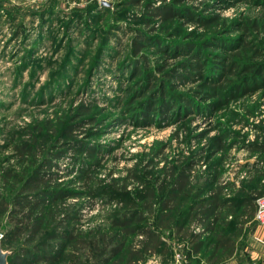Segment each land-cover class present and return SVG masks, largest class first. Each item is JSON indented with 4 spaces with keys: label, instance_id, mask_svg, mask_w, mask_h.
Listing matches in <instances>:
<instances>
[{
    "label": "rangeland",
    "instance_id": "rangeland-1",
    "mask_svg": "<svg viewBox=\"0 0 264 264\" xmlns=\"http://www.w3.org/2000/svg\"><path fill=\"white\" fill-rule=\"evenodd\" d=\"M150 1L156 6L177 2ZM123 2L0 0V205L8 206L0 214V246L9 252L11 264H17V256L22 257L20 264H104L103 259L110 260L111 248L118 246L120 251L111 261L121 259L120 264H125L122 252L140 237L126 236L113 224L128 212L123 200L145 210L144 190L152 183L158 198L165 197L173 181L161 184L166 175L162 170L168 173L190 156L193 165L187 171V187L173 202L174 208L167 210L170 221L158 226L157 217L146 213L144 222L135 224L146 223L157 230L165 248L138 264L204 263L201 256L208 255L214 233L203 234L204 246L194 259L175 229L185 224L183 213L199 191V183L206 182L205 195L215 181L230 182V196L241 190L251 196L264 192L258 173L264 169V153L256 148L264 144L263 77L257 84L248 83L250 91L238 83L220 101L206 100L197 77L182 84L165 73L178 67L179 57L168 58L156 51L163 45L172 53V46L193 44L206 61L204 70L212 68L211 82H217L223 76L224 61L216 54L227 62L230 53L236 52V60L244 62L251 56L243 47L246 42L264 52V0H181L177 8L186 9L171 25L143 14V0ZM200 19L209 22L200 26ZM138 31L149 40L144 43L152 46L144 45L133 56L131 43ZM214 32L218 34L212 36ZM202 40L211 46L203 47ZM256 61L264 62L258 57ZM177 94L192 102L189 110L182 107L184 101L173 98ZM151 103L156 108L154 121L142 124L140 117ZM168 105L165 118L162 112ZM80 106L89 108L87 115H80ZM224 127L231 132L230 148L215 152L208 141ZM23 144L34 148L35 158L19 153L17 147ZM78 145L95 151L90 156L71 148ZM44 159L56 166L51 173L57 176L38 190L49 185L47 190L58 187L68 195L47 205L41 229L34 236L30 231L13 236L17 220L9 216L15 207L12 198ZM82 170L90 174L89 179L80 177ZM220 216L217 232L245 242L238 256L225 264H252L244 261L242 252L250 258L254 254L257 261L264 256L263 225L245 220L237 209L233 213L222 209ZM189 227L203 232L199 226ZM69 232L87 246L74 249V242L62 237ZM39 255L55 259L34 262Z\"/></svg>",
    "mask_w": 264,
    "mask_h": 264
},
{
    "label": "trees",
    "instance_id": "trees-1",
    "mask_svg": "<svg viewBox=\"0 0 264 264\" xmlns=\"http://www.w3.org/2000/svg\"><path fill=\"white\" fill-rule=\"evenodd\" d=\"M124 4H129L130 2L138 4L140 0H124ZM174 1V0H173ZM181 0H177V2H174V5H160L156 6L152 3L150 0H143V14H147L148 16L152 18H160L161 21H164L165 25H171L173 24L174 20L179 18L180 11L182 9H186V7H182V9L177 8V6L180 5ZM218 17V16H216ZM143 23H149L148 20H144ZM204 22L209 21H203L202 19L197 20V23L200 26H206ZM215 34H218V32H214L212 36ZM144 41H149L147 38L141 36V33L138 31L136 34V37L132 39L131 43V51L133 56H138L141 52V50L145 47L144 45L152 46V44L144 43ZM158 43V40H156ZM155 40L151 41L152 43H156ZM204 43L203 47H209L211 44H205L208 43L204 40H202ZM222 43H224L222 41ZM244 49H247L251 56L244 60V62H240L236 60V52L230 53L229 57L227 58V62H225L226 58L220 57L219 55H215L216 58H220V61H224L223 68L221 71V74L223 76L220 77V80L217 82H211L212 77L210 78V75L208 73L211 72V67L207 66L208 71L204 70V64H206V61L203 60V56H201V50L196 49L193 47V44H180L179 46H172V53H169L168 48L157 46V52L162 53L164 56H169L168 58H176L179 57L178 62V69H170L166 70L167 76L172 80L176 82H180L182 84L187 83L190 79H194L197 77L202 83L200 87L204 89V92L202 95H204V99H216L220 101V98L222 96H225L227 93V90L231 88L232 86L242 83L244 88L247 89L246 91H250L247 88L248 83L250 81H257L254 82L257 84L258 78L263 77L262 82L264 81V62H258L256 61V58H262L264 60V52L261 54L260 49H258L254 44H249L248 42L243 43ZM221 44L220 46H222ZM236 51V50H235ZM237 61V63H236ZM147 61L143 62L144 66ZM211 64L212 62H208L207 64ZM137 69V68H136ZM164 67L161 68L163 70ZM227 76L231 77L228 78ZM150 83V82H149ZM150 85H153L151 83ZM174 86L173 88H175ZM257 87V86H254ZM174 99H178V101H184V105L182 106L184 109L189 110V106L192 102H189V100H185L184 96L182 94L173 95ZM222 99V98H221ZM214 102H216L214 100ZM215 107L218 106V103H213ZM148 106V104H147ZM146 106V107H147ZM194 107V106H193ZM170 108V105L163 109V116L166 118L167 112ZM80 115H87L89 108L80 106ZM152 110H156L154 108V104L151 103L143 112V115H141L140 118H142V121H144L142 124L152 123L154 121V113H152ZM137 122L139 121V117L136 119ZM264 131V130H262ZM231 132L229 131V127H224L223 129L219 130V134L213 136L208 141V147L213 149V151H223L227 148H230V142L227 140L228 137H232ZM73 150L76 148H79L80 151H84L88 155L92 156L95 150L93 148H89L86 145H78L77 147H71ZM259 150H262L264 153V144L257 145ZM262 148V149H261ZM19 150V153L22 155L24 153L31 154L34 156V148L29 145H19L17 147ZM203 152V151H202ZM56 158L58 156H55ZM35 158V156L33 157ZM192 156L187 157L186 162L182 161L180 162L177 167L171 166L168 173H166L164 170H162L165 174L163 177V181H161V184L163 182H167L169 186L166 188V195L165 197L159 199L157 195V189L154 185V183L151 184V186H146L145 188V196H146V202L142 205L145 210H139L138 206L135 204L128 202L126 200H123V205L128 206V212H124L122 217L115 220L113 222L114 226L120 227L123 230L124 235L129 236L131 234H135L136 236L140 237L138 240L135 241V243H131L127 245V248L122 252V258L126 257L125 264H138V262L143 259V257L147 255H154L157 253H161L164 248L163 240L160 236V234L157 232V230L152 229L151 226L143 224L139 226H135L136 223H143L145 220V215L148 213L150 216H153L152 218L157 217V223L158 226L163 224V221H166L165 224H167L170 221L169 214L167 210H172L174 208L172 206L173 202H178L176 199L180 197L181 191H183L187 187V181H188V175L187 171L190 170L192 163ZM185 163V164H184ZM56 168L54 164H52V161L44 159L43 161L39 162L30 175L28 176L27 180L24 181L22 186L18 189V191L13 196V205L14 210L9 212V216L16 219V226H14L12 230V235H22L27 231H30V235L34 236L36 233H38L41 229L42 223L44 221L45 211L47 205H51L54 203L56 199H62L63 197H66L68 194L65 193L63 190H59L58 187H52L50 190H47L49 188L47 186L46 189L38 190V187L41 186V184L45 183H51L53 181L57 174L51 173V169ZM58 168V167H57ZM259 178L264 177V169L259 170ZM81 176L84 179H89L90 174L86 173L84 170L81 171ZM134 177L137 175L135 171H133ZM85 175V176H84ZM168 175V177H166ZM166 177V179H165ZM129 179V177H125L122 179L124 182L125 180ZM158 179V178H157ZM141 180V179H140ZM208 180V179H207ZM156 181V180H155ZM186 183V185H185ZM212 183V182H210ZM147 184V183H146ZM159 184V185H161ZM214 186L209 190L208 194H204L205 187L207 186L206 182L203 184H198L200 186V189L198 192L194 193V196L192 197V203L189 204L185 211L184 216L186 219L185 224H179L175 226L176 231L180 234H182V238L185 240V242L188 243V246L191 248L192 253H198L204 246L205 240L202 238L203 234L205 233H214V250L213 252H217V249L220 248H226L230 251L233 249V242L230 240L228 236L223 234L222 232H217V228H215L216 224L220 221V212L223 208H228L231 210H235L239 207H247L252 208L255 207V199L257 195H260L263 193L257 192L258 194H255L251 196L248 194H243V190L236 191L232 196L228 195V189H232L233 185L228 182H220L212 183ZM122 187V186H121ZM120 187V189H121ZM125 187V185H124ZM158 188L161 189V187L158 186ZM38 190V191H37ZM176 190V191H175ZM34 191V192H33ZM173 191L177 192L174 193ZM241 192V193H239ZM73 194V193H72ZM122 194V193H120ZM204 194V195H203ZM226 194V195H225ZM203 195V196H202ZM118 197L122 198L121 195H118ZM118 198V199H120ZM120 201V200H119ZM157 208L153 209V206L155 205ZM8 210V206L4 203L3 205H0V214L6 212ZM143 212L145 214H143ZM137 225V224H136ZM183 225H186L185 228ZM194 225V227H201L203 232H195L193 228H190L189 226ZM139 227V228H136ZM216 233V234H215ZM55 235V234H54ZM64 239L71 240L74 242L73 248H85L87 245L82 242L81 239H77V236H74L71 232L66 235H62ZM102 238V237H101ZM102 241L104 238L101 239ZM106 241V240H105ZM79 246V247H78ZM49 249V248H48ZM78 250V249H77ZM55 251V250H53ZM52 251V252H53ZM120 251V246L111 248L110 257L108 259H103L104 264H120L123 262L121 259H115L111 261L112 258L115 257L116 254ZM50 255L51 249H49ZM10 255H8V258ZM7 263L11 264V260L9 259ZM21 256H17L15 261L17 264H20L21 262ZM36 258V259H35ZM55 259L54 256H34V262H53Z\"/></svg>",
    "mask_w": 264,
    "mask_h": 264
},
{
    "label": "crops",
    "instance_id": "crops-1",
    "mask_svg": "<svg viewBox=\"0 0 264 264\" xmlns=\"http://www.w3.org/2000/svg\"><path fill=\"white\" fill-rule=\"evenodd\" d=\"M261 181L264 182V177H261ZM223 209L228 210V211L230 210V209H228L226 207L223 208ZM236 209L242 212L243 217H244L245 220L249 221V220H254L255 219L254 218V215H255V207H252L250 209L247 208V207H245V208L244 207H239V208H236ZM234 211L231 210V213H233ZM222 215H225V213L222 214ZM222 217L223 216H220V218H222ZM224 217L226 218V216H224ZM242 234H244V233H242ZM229 238L233 242V245H234L233 246V249L230 251L229 249H226V248H220V249H217V252L214 253L213 252V250H214V248H213L214 247V243L212 241V244H211V246L209 248L208 255H206L205 258L203 256H201L202 259L206 261V263H205V261H203L204 262L203 264H225L227 261H229L231 259H234L236 256H238L237 251L239 249H241V245H245L244 239L243 240H242V238L235 239V238H232V237H229ZM259 244H261V243H259ZM261 245H264V241L262 242ZM242 254L245 257L244 261L245 260H247V261H250L251 260L252 261V264H264V256H262L261 258H259V260L257 261L256 259H258V258H254L255 257L254 254H252V256H251L252 258H250V255L249 254L247 256L244 252H242ZM191 256L194 257V259H195L196 257L199 256V254L195 253V255H191ZM253 259H255V260H253ZM256 261H257V263H256Z\"/></svg>",
    "mask_w": 264,
    "mask_h": 264
},
{
    "label": "built area",
    "instance_id": "built-area-1",
    "mask_svg": "<svg viewBox=\"0 0 264 264\" xmlns=\"http://www.w3.org/2000/svg\"><path fill=\"white\" fill-rule=\"evenodd\" d=\"M254 218L259 224L264 225V192L255 199Z\"/></svg>",
    "mask_w": 264,
    "mask_h": 264
},
{
    "label": "water",
    "instance_id": "water-1",
    "mask_svg": "<svg viewBox=\"0 0 264 264\" xmlns=\"http://www.w3.org/2000/svg\"><path fill=\"white\" fill-rule=\"evenodd\" d=\"M9 255V252L3 251L0 246V264H8L7 263V257ZM147 264H156L155 262H149Z\"/></svg>",
    "mask_w": 264,
    "mask_h": 264
}]
</instances>
